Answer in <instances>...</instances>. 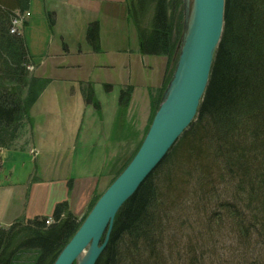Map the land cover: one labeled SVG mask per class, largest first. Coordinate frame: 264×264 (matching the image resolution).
I'll return each instance as SVG.
<instances>
[{"label": "trees", "instance_id": "trees-1", "mask_svg": "<svg viewBox=\"0 0 264 264\" xmlns=\"http://www.w3.org/2000/svg\"><path fill=\"white\" fill-rule=\"evenodd\" d=\"M28 2L0 0V149L12 146L49 82L25 68L31 57L24 37L9 33L12 12ZM179 2L133 0L129 8L141 52L166 56V67L180 37L181 17L173 18ZM47 18L53 25L54 13ZM86 40L100 51L96 20ZM82 90L99 109L92 85ZM132 90L119 92L120 115ZM51 217L50 224L36 215L0 225V264H52L81 221L66 200ZM95 264H264V0H225L222 37L195 121L119 208Z\"/></svg>", "mask_w": 264, "mask_h": 264}, {"label": "crops", "instance_id": "crops-1", "mask_svg": "<svg viewBox=\"0 0 264 264\" xmlns=\"http://www.w3.org/2000/svg\"><path fill=\"white\" fill-rule=\"evenodd\" d=\"M28 8L31 17L21 34L34 65L31 74L49 82L12 146L0 150L4 228L17 218L50 216L63 200L77 218L87 211L92 197L106 186L108 165L118 157L121 140L131 128L129 117L149 110L164 66L159 56L141 52L127 2L123 6L120 0H29ZM49 12L54 13L53 25ZM95 20L99 52L86 40L87 25ZM86 82L93 87L99 109L84 99ZM104 84L111 89L106 91ZM129 85L130 101L120 115L119 92Z\"/></svg>", "mask_w": 264, "mask_h": 264}, {"label": "water", "instance_id": "water-1", "mask_svg": "<svg viewBox=\"0 0 264 264\" xmlns=\"http://www.w3.org/2000/svg\"><path fill=\"white\" fill-rule=\"evenodd\" d=\"M191 9L175 71L138 149L80 218L79 227L52 264H76L84 249L89 251L84 264H95L119 208L195 121L222 37L225 0H192Z\"/></svg>", "mask_w": 264, "mask_h": 264}, {"label": "rangeland", "instance_id": "rangeland-1", "mask_svg": "<svg viewBox=\"0 0 264 264\" xmlns=\"http://www.w3.org/2000/svg\"><path fill=\"white\" fill-rule=\"evenodd\" d=\"M120 2L123 6H124V4L126 5V2H127L128 10H129L131 0H120ZM118 8H119V11L122 10L120 6H118ZM191 8H192V0H180L175 11H173L174 21H176L178 17H181V31H180V37L176 43L174 55L172 56L173 57L172 62L168 65L169 67H166L167 57L164 55H156V56H159V58H157V59H159V62L162 61V63H164V66L161 67L159 70V76H158L159 81L162 78L161 79L162 83L160 84L158 82V84H160V85L156 89H154L152 94L150 93L151 94L150 108L148 111L146 109V114L141 115L142 117L138 116V115H133V116L129 117V127H131V128L129 129L127 136L121 140V145L119 147V155L116 158V160L114 161V163L111 165V168L109 171L110 180H109V178L106 179L105 182L103 183V187L105 186V184H106V186L108 185L109 181H111V179L113 178L115 172L119 168H121L123 163L126 160H128L134 154V152L138 148L139 143L142 141L145 133L147 132V129L151 123V120H152L156 110L158 109L160 103L162 102V99H163L164 93L166 91L167 85H168V83L172 77L173 72L175 71V68H176V65H177V62L179 59V55H180L181 48L183 45V39H184L185 33L187 31V26L190 22V16H191V10H192ZM151 15H152V12L150 11L146 17L145 23H143V26L146 27V29H149V27L151 25V22H150ZM129 16H130V19L133 21L132 15L129 14ZM156 71H158V67L156 68ZM171 72H172V74H171ZM168 76H170V79H169L168 83L166 85H164L165 84L164 81L166 78H168ZM158 97H161L159 103L157 102ZM65 187L68 188L67 184ZM101 189H102V186H101ZM101 189L98 190L99 193L102 191ZM80 217L78 219H80ZM224 225H226V223H224Z\"/></svg>", "mask_w": 264, "mask_h": 264}, {"label": "bare ground", "instance_id": "bare-ground-1", "mask_svg": "<svg viewBox=\"0 0 264 264\" xmlns=\"http://www.w3.org/2000/svg\"><path fill=\"white\" fill-rule=\"evenodd\" d=\"M29 6V2L27 4V6L23 9L20 8H15V10L12 12L11 16H10V24H9V33L10 31L13 30L14 33L11 34H19L20 32H15L14 30V24L17 23V21L22 18L29 10L28 8ZM27 65L25 66V68L27 69ZM88 249H84L78 256L76 259V264H84V262L86 261L87 257H88Z\"/></svg>", "mask_w": 264, "mask_h": 264}, {"label": "built area", "instance_id": "built-area-1", "mask_svg": "<svg viewBox=\"0 0 264 264\" xmlns=\"http://www.w3.org/2000/svg\"><path fill=\"white\" fill-rule=\"evenodd\" d=\"M30 16V12L28 11L22 18H20L17 23L14 24V30L15 32H19V28L21 27V25L24 23V21ZM10 33H14L13 30L10 31ZM33 68V66L31 65H27V69L31 70ZM52 220L48 219L46 220V224H49Z\"/></svg>", "mask_w": 264, "mask_h": 264}]
</instances>
